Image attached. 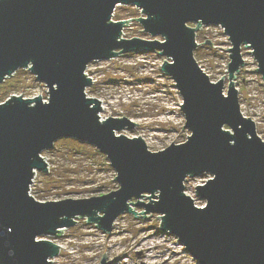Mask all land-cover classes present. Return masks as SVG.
I'll use <instances>...</instances> for the list:
<instances>
[{"label":"water","instance_id":"95a60500","mask_svg":"<svg viewBox=\"0 0 264 264\" xmlns=\"http://www.w3.org/2000/svg\"><path fill=\"white\" fill-rule=\"evenodd\" d=\"M120 5L142 9L143 31L160 40L123 38L131 19L113 21ZM203 25L222 27L231 42L226 92L224 76L213 82L196 60ZM243 47L264 79V0H0V84L28 69L48 89L47 100L11 95L0 104V264H53L60 245L43 237L62 235L80 217L112 233L126 212L158 214L161 230L199 264H264V140L242 113L234 81ZM139 51L164 57L161 70L182 96L186 142L152 151L140 136L118 135L139 124L102 120L101 100L87 95L90 63ZM66 138L106 155L120 187L90 198H34L36 171L49 170L42 153ZM202 175L211 177L196 186L206 203L199 207L185 181ZM106 256L100 264H114Z\"/></svg>","mask_w":264,"mask_h":264},{"label":"rangeland","instance_id":"374dc122","mask_svg":"<svg viewBox=\"0 0 264 264\" xmlns=\"http://www.w3.org/2000/svg\"><path fill=\"white\" fill-rule=\"evenodd\" d=\"M115 10L114 21L131 19L123 30L124 38L160 40L161 37L143 31L137 19L144 17L141 9L120 5ZM190 25L196 26L195 23ZM197 34L196 60L213 82L224 76L226 92L231 61L227 48L231 47V42L223 28L216 25H203ZM207 39L212 46L206 43ZM242 55L245 65L234 79L241 111L254 120L257 134L264 140V79L256 70L258 64L252 49L243 47ZM163 61L164 57L157 52H139L95 61L88 67L93 83L88 86L87 95L101 100L103 119L109 116L131 118L139 125L117 134L130 138L140 136L152 151H161L172 143H184L191 133L184 128L182 96L174 81L161 70ZM11 95L28 99L40 95L47 100L48 89L31 71L19 69L0 84V104ZM97 151L93 145L72 138L56 141L54 148L42 153L49 170L36 171L30 187L32 196L38 200L43 197L40 201L46 202L90 198L117 190L120 187L115 180L117 173L107 157ZM202 176L185 181V192L199 207L206 203L197 197L196 186L206 183L211 175ZM77 221L75 226L64 229L62 235L43 237L60 245L61 253L52 259L53 264H100L105 252L108 261L116 259L114 264H199L177 237L161 230L158 214L142 218L123 213L115 221L112 233L98 229L87 218L80 217Z\"/></svg>","mask_w":264,"mask_h":264},{"label":"built area","instance_id":"2783aa9c","mask_svg":"<svg viewBox=\"0 0 264 264\" xmlns=\"http://www.w3.org/2000/svg\"><path fill=\"white\" fill-rule=\"evenodd\" d=\"M140 9V8H139ZM142 10V9H141ZM143 11V10H142ZM116 12V11H115ZM142 14H143V12H142ZM144 15V14H143ZM114 17H115V14H114ZM114 21V20H113ZM123 38H124V33H123ZM89 67V66H88ZM86 74L89 76V72H88V68H87V70H86ZM91 77V76H90ZM92 78V77H91ZM92 80H93V78H92ZM100 117H101V119L102 120H105V119H103V117H102V115H101V113H100ZM31 190H32V188H31ZM32 192L30 191V194H31ZM32 195V194H31ZM52 263H53V261H52Z\"/></svg>","mask_w":264,"mask_h":264},{"label":"trees","instance_id":"16d2710c","mask_svg":"<svg viewBox=\"0 0 264 264\" xmlns=\"http://www.w3.org/2000/svg\"><path fill=\"white\" fill-rule=\"evenodd\" d=\"M197 36H198V34L196 35V39H197ZM197 40H198V39H197ZM139 52H141V51H139ZM142 53H143V52H142ZM195 54H196V52H195ZM97 152H99V151H97ZM101 153H102V152H101ZM105 156H106V155H105ZM205 176H206V175H203L202 177H205ZM42 198H43V197H40L39 199L42 200Z\"/></svg>","mask_w":264,"mask_h":264},{"label":"snow or ice","instance_id":"6c2138e0","mask_svg":"<svg viewBox=\"0 0 264 264\" xmlns=\"http://www.w3.org/2000/svg\"><path fill=\"white\" fill-rule=\"evenodd\" d=\"M203 207V206H202Z\"/></svg>","mask_w":264,"mask_h":264}]
</instances>
